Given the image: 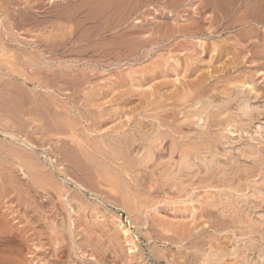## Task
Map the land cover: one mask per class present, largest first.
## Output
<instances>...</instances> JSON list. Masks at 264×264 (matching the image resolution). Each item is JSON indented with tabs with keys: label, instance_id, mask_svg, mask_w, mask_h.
<instances>
[{
	"label": "rangeland",
	"instance_id": "obj_1",
	"mask_svg": "<svg viewBox=\"0 0 264 264\" xmlns=\"http://www.w3.org/2000/svg\"><path fill=\"white\" fill-rule=\"evenodd\" d=\"M0 264H264V0H0Z\"/></svg>",
	"mask_w": 264,
	"mask_h": 264
},
{
	"label": "bare ground",
	"instance_id": "obj_2",
	"mask_svg": "<svg viewBox=\"0 0 264 264\" xmlns=\"http://www.w3.org/2000/svg\"><path fill=\"white\" fill-rule=\"evenodd\" d=\"M7 136V135H6ZM13 151V150H12ZM18 152V151H17ZM120 156V155H119ZM16 157V156H15ZM20 161H22L23 163H25L26 165H28V167H30L32 170L36 169V165L33 162L30 161H25L24 159H22L21 157H19ZM24 169V167H23ZM14 241V240H13Z\"/></svg>",
	"mask_w": 264,
	"mask_h": 264
}]
</instances>
